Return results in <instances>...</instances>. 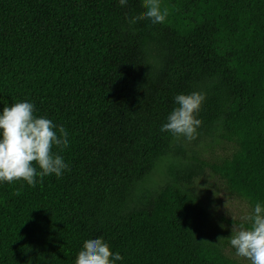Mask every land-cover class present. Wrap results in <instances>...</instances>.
Returning a JSON list of instances; mask_svg holds the SVG:
<instances>
[{"label": "trees", "instance_id": "trees-1", "mask_svg": "<svg viewBox=\"0 0 264 264\" xmlns=\"http://www.w3.org/2000/svg\"><path fill=\"white\" fill-rule=\"evenodd\" d=\"M161 7L152 24L144 0H0V110L31 102L69 141L51 149L59 179L0 184V264H74L97 237L118 264H243L197 182L210 171L264 203V0ZM192 92L205 96L195 138L162 133ZM221 142L234 150L214 160Z\"/></svg>", "mask_w": 264, "mask_h": 264}, {"label": "clouds", "instance_id": "clouds-1", "mask_svg": "<svg viewBox=\"0 0 264 264\" xmlns=\"http://www.w3.org/2000/svg\"><path fill=\"white\" fill-rule=\"evenodd\" d=\"M128 0H118L126 6ZM143 19L152 24H162L168 15L167 8L161 7V0H144ZM133 17L129 23L138 22ZM205 96L200 92L178 94L174 97L177 105L160 127L162 133L187 140L195 138L201 121L197 118ZM68 133L62 125L54 124L45 116L34 113L31 102H14L0 110V184L23 180L35 186L37 179L55 175L59 179L68 170L64 158L52 152L53 146L61 151L68 146ZM249 227L241 226L232 230L228 238L235 255L245 258L248 264H264V203L256 202L251 214L245 218ZM123 256L112 251L102 237L87 239L77 252L74 264H118Z\"/></svg>", "mask_w": 264, "mask_h": 264}, {"label": "rangeland", "instance_id": "rangeland-1", "mask_svg": "<svg viewBox=\"0 0 264 264\" xmlns=\"http://www.w3.org/2000/svg\"><path fill=\"white\" fill-rule=\"evenodd\" d=\"M233 150L232 143L221 142L211 151V156L216 160L219 157L230 155ZM165 167L166 165H162L155 171L152 179L148 180L147 187H154L162 181L161 178L166 174ZM197 186L205 193L203 196L212 212V219L227 231L228 238L231 236L232 230H239L241 226L249 227V222L245 218L251 214L252 206L245 200L229 193L224 180L208 171L206 176L198 179ZM226 253L241 263L248 264L245 258L235 255V250L230 244L226 247Z\"/></svg>", "mask_w": 264, "mask_h": 264}]
</instances>
